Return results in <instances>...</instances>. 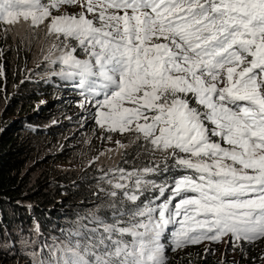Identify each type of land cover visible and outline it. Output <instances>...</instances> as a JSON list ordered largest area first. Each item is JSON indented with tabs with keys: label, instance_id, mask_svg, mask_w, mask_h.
<instances>
[{
	"label": "snow or ice",
	"instance_id": "1",
	"mask_svg": "<svg viewBox=\"0 0 264 264\" xmlns=\"http://www.w3.org/2000/svg\"><path fill=\"white\" fill-rule=\"evenodd\" d=\"M21 22L52 41L45 60L105 139L152 157L100 170V203L50 264L264 239V0H0V23Z\"/></svg>",
	"mask_w": 264,
	"mask_h": 264
},
{
	"label": "rangeland",
	"instance_id": "2",
	"mask_svg": "<svg viewBox=\"0 0 264 264\" xmlns=\"http://www.w3.org/2000/svg\"><path fill=\"white\" fill-rule=\"evenodd\" d=\"M5 28L7 32L3 31ZM51 43L43 29L34 31L22 22L0 23V132L10 125L13 136L23 147L20 175L24 192L30 193L27 194L30 198L41 182L44 185L41 191L50 201L62 202L71 195L70 199L79 206L61 204L65 212L74 217L65 219L54 235L44 234L34 222L37 232L22 236L18 249L12 253L13 257L16 253L18 256L3 264H40L41 260L50 264L52 252L64 246L66 234L75 230L79 218L100 203L97 198L103 195L97 183L100 170L142 167L152 159L144 147L134 142V136L111 134L110 140L105 139L106 133L79 106L83 99L79 90H73L72 84L67 82L61 84V77L55 74L60 68L45 60ZM40 89L45 92H38ZM43 95L48 98H42ZM61 96H64L61 102L48 105ZM41 103L46 106L44 112L37 111ZM116 141L126 147L121 148ZM79 186L92 197L72 195ZM72 209L76 212L70 211ZM163 243L164 256L169 258L183 257L186 261L216 258L219 264H235L240 260L247 264H264V239L255 246L225 236L219 243L204 241L189 245L197 246L192 253L172 250L170 239Z\"/></svg>",
	"mask_w": 264,
	"mask_h": 264
},
{
	"label": "trees",
	"instance_id": "3",
	"mask_svg": "<svg viewBox=\"0 0 264 264\" xmlns=\"http://www.w3.org/2000/svg\"><path fill=\"white\" fill-rule=\"evenodd\" d=\"M59 81H61V84L66 83L62 78ZM67 83L72 84L73 82ZM44 90L40 89L38 92H45ZM47 97L48 95L43 96V98ZM63 97L57 98L55 102H61ZM16 99L14 97L13 101ZM43 107L46 106H41L37 111L44 112L45 109ZM13 135L15 134L12 133L11 127L8 124L6 125V129L0 132V264L15 260L18 253L14 257L12 253L18 249L22 236L33 235L39 228H42L41 232L46 235H54L57 233L59 226H62L65 219L74 217L72 213L65 212L67 210L61 207L62 203L65 206H79L78 202L70 199L71 195L64 198L62 202L56 199L50 201L47 199V194L41 191L44 187L41 182L34 188L36 191H34L31 198L27 195L30 193L24 192V185L20 175L23 167L20 163V155H24L23 147L18 144ZM85 190L79 186V189L74 191L72 195L81 198L91 197L92 195ZM70 211L76 212L75 209ZM34 222L38 223L39 227L37 230ZM19 233L22 234L20 235ZM185 262H176L175 259L165 258V264H218V260L214 258L207 262H198L194 258L191 261L185 260ZM236 264H247V262L240 260Z\"/></svg>",
	"mask_w": 264,
	"mask_h": 264
},
{
	"label": "clouds",
	"instance_id": "4",
	"mask_svg": "<svg viewBox=\"0 0 264 264\" xmlns=\"http://www.w3.org/2000/svg\"><path fill=\"white\" fill-rule=\"evenodd\" d=\"M71 84V83H70ZM47 88H49V87H47ZM73 89H76V88H73ZM76 91H78V89H76ZM44 96V95H43ZM43 98V97H42ZM48 98V97H47ZM56 100V99H55ZM55 100L53 101V102H51L50 104H53V103H55ZM41 105L43 106L44 104L43 103H41ZM49 105V104H48ZM92 197V196H91ZM263 242V239H257L256 241H254V242H252V243H249V242H246L247 244H251V245H255V246H257V245H259V244H261ZM197 246H187V247H184L183 249H177L176 251H181V252H185V251H187V252H190V253H192L193 251H195V250H197V248H196ZM165 258H169V257H166V256H164ZM241 258H243V256L241 257ZM169 259H175L176 260V262H185V258H183V257H173V258H169ZM210 259H213V258H207V259H205V260H203V261H209ZM214 259H216V258H214ZM216 260H218V264H219V259H216ZM198 261V260H197ZM203 261H198V262H203ZM239 262V261H238ZM237 262V263H238ZM186 263V262H185ZM236 264V263H235Z\"/></svg>",
	"mask_w": 264,
	"mask_h": 264
},
{
	"label": "bare ground",
	"instance_id": "5",
	"mask_svg": "<svg viewBox=\"0 0 264 264\" xmlns=\"http://www.w3.org/2000/svg\"><path fill=\"white\" fill-rule=\"evenodd\" d=\"M252 253V252H251ZM242 261V260H241Z\"/></svg>",
	"mask_w": 264,
	"mask_h": 264
}]
</instances>
